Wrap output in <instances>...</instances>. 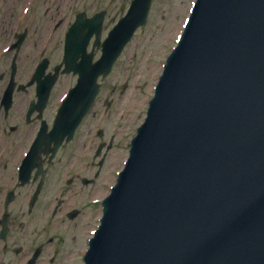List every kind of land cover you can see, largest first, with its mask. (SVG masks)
Here are the masks:
<instances>
[{
  "label": "water",
  "instance_id": "obj_1",
  "mask_svg": "<svg viewBox=\"0 0 264 264\" xmlns=\"http://www.w3.org/2000/svg\"><path fill=\"white\" fill-rule=\"evenodd\" d=\"M149 6L74 70L76 122ZM103 204L85 264H264V0H197Z\"/></svg>",
  "mask_w": 264,
  "mask_h": 264
},
{
  "label": "flooded vegetation",
  "instance_id": "obj_2",
  "mask_svg": "<svg viewBox=\"0 0 264 264\" xmlns=\"http://www.w3.org/2000/svg\"><path fill=\"white\" fill-rule=\"evenodd\" d=\"M103 1L0 0V264H28L38 248L34 264L73 260L82 248L73 252L72 243L88 230L92 209L98 214L93 203L111 176L106 151L96 155L105 138L89 118L70 141L52 132L71 77L61 70L74 24Z\"/></svg>",
  "mask_w": 264,
  "mask_h": 264
},
{
  "label": "rangeland",
  "instance_id": "obj_3",
  "mask_svg": "<svg viewBox=\"0 0 264 264\" xmlns=\"http://www.w3.org/2000/svg\"><path fill=\"white\" fill-rule=\"evenodd\" d=\"M106 1L96 7V10L105 9L110 12V18L107 17L103 23L102 38L112 27L113 22L110 19L118 16L117 3L114 2L108 9L104 6ZM194 1L152 0L146 24L137 30L115 63L111 74L98 81L101 101L96 106V117L93 120L103 130L105 140L113 139L114 148L109 154L111 164L123 165L135 130L145 117L147 104L153 96L165 57L175 46ZM93 2L91 0L90 4ZM65 79L68 83H75V78ZM106 98L112 101V105L100 121L99 113L104 109L102 101ZM82 233L80 232V236ZM82 238L72 243L71 251L83 247ZM60 244V252L64 255L66 249L63 243ZM61 262L80 264L77 259L70 260V256H60L57 264Z\"/></svg>",
  "mask_w": 264,
  "mask_h": 264
},
{
  "label": "bare ground",
  "instance_id": "obj_4",
  "mask_svg": "<svg viewBox=\"0 0 264 264\" xmlns=\"http://www.w3.org/2000/svg\"><path fill=\"white\" fill-rule=\"evenodd\" d=\"M107 4V3H106ZM121 8H123V6H121ZM96 23V21L94 20H87V21H83L80 23V25L78 26V29L76 30V32L74 33V41L78 42L79 45L82 42V40L84 39V36L87 35L86 31H90L92 29V26ZM96 26V25H95ZM95 26H94V30H95ZM129 25H125L126 29H129ZM131 30V28H130ZM130 30H127L125 32V34L127 32H129Z\"/></svg>",
  "mask_w": 264,
  "mask_h": 264
}]
</instances>
